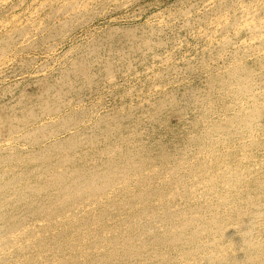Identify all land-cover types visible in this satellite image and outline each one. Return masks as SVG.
Returning <instances> with one entry per match:
<instances>
[{
	"label": "bare ground",
	"instance_id": "1",
	"mask_svg": "<svg viewBox=\"0 0 264 264\" xmlns=\"http://www.w3.org/2000/svg\"><path fill=\"white\" fill-rule=\"evenodd\" d=\"M158 5L0 0V264H264V0Z\"/></svg>",
	"mask_w": 264,
	"mask_h": 264
},
{
	"label": "rangeland",
	"instance_id": "2",
	"mask_svg": "<svg viewBox=\"0 0 264 264\" xmlns=\"http://www.w3.org/2000/svg\"><path fill=\"white\" fill-rule=\"evenodd\" d=\"M173 1L176 0H159V5L158 7L153 6L152 8H150L149 10L145 11L144 13L142 12H138L137 8L135 6L129 7L126 10H123L121 13H125L126 17L119 19L118 18V12L116 11H112V8H109L104 15H100L98 17H95L94 19H92L91 22H89L90 26H99V25H110V26H120V27H131L134 25H141L144 24L146 22V19L153 16L154 14H156L160 9H164L165 7L169 6ZM199 0H185V2L187 4L190 3H194L197 2ZM29 2H31V0H29ZM37 2V1H36ZM36 4V3H35ZM136 12V17L134 19H131V17H129V15H131V12ZM138 16V17H137ZM100 21V22H99ZM155 22V21H153ZM157 24V23H155ZM174 28L173 30L171 29L170 31H173L174 33H179V36H183V31L179 30V26L178 23L175 22L174 24ZM188 41H190V43H192V39L188 38ZM60 51V49L58 50ZM196 54L195 52H190V53H186V56H191L194 57ZM40 60V59H38ZM136 65V74L137 75H141L143 71L141 66L139 64H135ZM9 67V68H8ZM9 69V70H8ZM153 69H157L155 67H153ZM21 72L19 70V67L16 64H11V65H7L5 67L2 68V71L0 73V84L1 85H7L8 83H13V81H20L22 80V77L24 75H21ZM24 74V72H23ZM28 73L25 74V76L27 77ZM144 74H142L141 76H143ZM6 76V77H5ZM24 79V78H23ZM188 82L191 83H196L199 84V80H195L193 78L189 79ZM183 84V83H182ZM173 88L175 90H182L183 87H179L177 85H174ZM176 119L175 118H171V123H175Z\"/></svg>",
	"mask_w": 264,
	"mask_h": 264
}]
</instances>
